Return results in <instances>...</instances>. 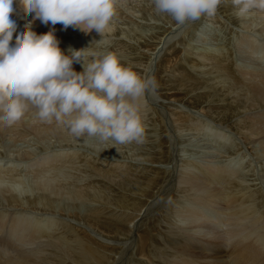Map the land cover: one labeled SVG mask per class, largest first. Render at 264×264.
Here are the masks:
<instances>
[{"label":"rangeland","instance_id":"1","mask_svg":"<svg viewBox=\"0 0 264 264\" xmlns=\"http://www.w3.org/2000/svg\"><path fill=\"white\" fill-rule=\"evenodd\" d=\"M115 3H116L115 5L116 10L114 12L115 16L112 17L109 23V26H108L109 29L108 30L105 29L104 34L100 35L97 32H94V34L93 33H88V34L76 33V36L74 37L73 42H72L73 46L72 45L71 46L74 49H80L82 48V46L83 48L89 47L90 49L89 51H96V52L112 51L119 56L123 64L131 67L134 71H136L141 76L142 79L148 78L147 80L152 81V86L149 88V90H147L141 98H137L139 101L144 102L143 104H140L141 108L139 107L140 108L139 111L141 112L142 120L145 126L144 141L139 144L136 142L127 143V144H119L113 140L100 141L97 137H89L87 135H84L82 137H76L73 134H70L66 126L62 125L63 127L62 126L61 127L66 128L65 130H68V131H65L64 129L60 128L58 137H56L55 135H54L55 137L48 136L49 139L47 137H42V136L38 137L37 134L39 133H32L31 135L27 136L28 138L32 139L30 142L34 141V143H31V147L34 145L32 149L29 144L30 142L27 143L29 141V140H26L28 139L27 137L20 139V137H15V134L13 132L10 133L9 131L10 134H8V131L6 133L4 132L5 137L0 136V162H2L0 163V166L2 168L7 167L6 168L7 170L5 171L8 172L10 171V169L8 170V166L11 167L10 165L13 164L12 166L14 168V171L11 170L10 172H14V174L16 173V175L14 177L7 178V180L10 179L9 181H11V183L16 182L15 183L16 186L24 183L25 191H22L18 195V198L25 200L27 197H31L35 193V190H33V192L31 193V188L39 181V178L37 177L39 175L34 172L35 169L32 167L33 165H31L32 164L31 162L38 161V158L40 159L45 154H49L53 151V150H50L48 151V153H46L43 148L46 147L45 149H47L48 145H50L48 146V148H52V146L55 147L56 145H61V143L62 145H64V147H68L71 145V147H75L76 150H78L79 152L84 151L83 153H85V156L87 155L86 158L90 157L88 159L89 162L91 161L92 162V163L90 162L91 165H93L96 168L94 170V174L92 172V175L95 177V178H92V181L97 183L101 187H104V189L111 194L109 199H105L103 202L99 201L102 204L96 203L94 201V199H96L95 197L94 199L87 198L86 201L78 202V201H73L71 199H68L69 197L66 196L62 199L61 206H60L61 209L65 211L66 215L67 213L73 212V213H77L79 216L84 215V216L93 217L94 212L99 211L103 207L105 208V210H107V216L105 217H102L104 215L101 216L103 218L101 219V221L107 219V223L104 222V224H111L113 222H117L113 219L114 215H110L108 213L109 210H113L117 213H123V214L125 212L127 214H132V213L136 214L138 213V211L141 210L140 208L145 207L146 203L150 202L151 198L155 199V203L153 205H147L146 207V209L152 211L151 213L148 214L149 218L154 217L153 214L155 213V217H158V221L161 222L164 219V217L162 216H163V213H165L164 211L165 210L164 205L166 204L165 202H167L168 199H170V203L172 201V205H171L172 207L170 208L173 209L174 206H179L175 204L177 203L175 202L177 200L176 197L177 198H179V196L184 197V194L181 192H176L175 194V191H176L175 180H176L177 169L179 165L185 161V159H188V160H197V159L199 160L200 159L199 161L203 162V164H209L212 162L214 164L221 163V162L224 163L227 161L226 163H230L231 165H233L234 168H238L240 171L242 170L241 172H245L243 173L245 176H242V177H246L248 180H252L255 178L254 180L258 181V177L259 179L260 178L264 179V175H263L264 174V157H263L264 155L259 154L260 149L257 146L258 144L256 143V140L254 138L248 139L247 137H245L246 139H244V137L242 136L244 135V131L243 130L241 131L239 122H240L241 115H242V118L246 116L245 114H243L245 107H242L237 104H230L228 99H226L225 95L223 94L225 93L224 91L226 90H223V93H218L217 91L212 90L210 88V85L205 82L206 80H211L212 82H215V83H218L220 81V79L217 78L219 77V74H217L218 68L214 67L213 65H210L209 64L210 60H205V64L204 65L201 64L202 66L197 63H193L194 60L198 61L197 55L203 54V52L213 55V57L225 55V57H229V60L224 65L228 67V70L231 71V74L233 75V77L236 76L235 78H241V79L242 77L247 78L249 74L243 75L242 71L244 70L249 71L253 69V70H257V72L264 74V68L262 67L264 66L262 65V63L264 64V45L262 46V44H264V39L260 40L263 42H259L257 41L256 37L250 36V35H253L252 33H255V34L257 33L256 35L264 38L263 36L264 35V27H263L264 26L263 25L264 24V13L262 12L264 10L252 8L247 13L243 15H238L237 9L234 7L232 0H220V3L214 15L212 16L204 15V16H201L196 21L195 20L186 21L185 23L187 25H185V23L183 24L177 23L172 18V16L167 13L158 12L155 9L153 0H115ZM29 17L30 16H27L24 13V11L18 13V21L21 22L22 24L26 23L29 20ZM252 20H253V23H252ZM246 24L247 25L254 24L255 26L251 25V27L252 28L255 27V29H253L252 31L251 30L248 31L245 27ZM42 25L43 24L40 22V20L37 19L36 21L33 22L32 27L34 30L36 28L37 30L40 29L42 33H46L44 31L46 28ZM256 25L258 26V28ZM176 26L179 27L178 30L175 29L177 28ZM59 29L61 30L63 28L60 27ZM240 29L243 31H241ZM257 30L261 32L262 35ZM250 31H251V34H249ZM164 35L168 37H163ZM244 35H247L248 39L240 38V37H244ZM164 38L166 39L163 42L162 40H164ZM13 40H15V38H13ZM248 40L251 42H249ZM74 41H75V44H74ZM240 43H241V46H240ZM244 43L245 45L247 44L249 47L247 45L244 47ZM159 45L160 47L157 49V46ZM257 48L258 49L262 48L261 49L262 51L259 49L260 50L259 53L256 52ZM247 50H250V51H247ZM247 54L249 55L247 56ZM243 55L247 56L249 59L247 57H244ZM253 55L256 58H254ZM88 59H90V57ZM252 60H254L255 62ZM85 62H87V59ZM257 62L259 64L261 63V65H259ZM76 64L82 69L81 63L77 62ZM253 66L256 68H254ZM193 68H196V69H193ZM239 68L240 69L242 68V69L240 70ZM208 69L213 71L214 74L212 73L208 78L206 77L201 78L199 75V72L201 70L205 71ZM238 72L240 73L239 74L240 76L238 75ZM151 88L152 90H150ZM257 106L260 107L262 105L260 104ZM33 109L35 108L33 107L32 110ZM186 113L190 117H192L194 120H199L200 124L206 123L207 127L205 124L202 125V127L199 126V128L200 127L202 128L201 130L197 128L196 126L197 124L192 123L191 121L190 122L187 121L188 122L187 126H185L184 124L181 125V123H177L180 120L179 119L180 117H185ZM188 115L186 117H188ZM203 115H205V117H203ZM37 117H38L37 114H29V117H25V119H28L27 122L29 124L34 123V122L39 123L40 118L39 120H37ZM221 126H223L222 132L220 131ZM7 127L9 128L10 126L7 125ZM62 130L65 135H69V138L68 136H65L63 134ZM212 130L213 132L216 130L215 131L216 135L215 133L213 134ZM5 134H7V136ZM10 136L12 139L10 138ZM62 137L63 138L65 137L68 143L66 142L65 139H61ZM54 138L61 139V141L58 139L60 143H58L59 141ZM230 138L232 142L231 141L229 142ZM208 139H211V140H208ZM15 140L19 141V144H17ZM49 140H51L50 143H49ZM25 141L27 144L25 143ZM205 142H208V143H205ZM21 143L23 145H21ZM39 143H41L40 146H38ZM78 144H82V145H78ZM237 144H240V145H237ZM229 145L232 147L231 151L229 150L230 148ZM248 145L251 146L252 149ZM36 146L39 149H37ZM234 147H237L238 149L234 150ZM34 148H35V151H32V152L36 153L35 157H38L37 160L36 158L31 159L33 154L26 155L23 152V150L24 151L26 150L27 152L29 150V152L31 153L30 150L31 149L34 150ZM12 149H14L13 150L14 152L12 151ZM59 149L60 147H57V150ZM90 149H92L93 151ZM212 150L214 152L209 154L208 151L210 152ZM70 153L72 152L70 151ZM63 154L64 156H66L67 153L63 151ZM13 155L15 157H13ZM16 155L18 156V159ZM49 155H52V153ZM195 155L198 157H196ZM23 156L24 157L31 156V158L24 159V160L20 159V158H23ZM180 156L183 159L180 158ZM119 164L120 165H123V164L130 165L131 169L127 170L128 172L124 170H121V171L117 170L119 169L117 168V165L119 166ZM250 164L252 165L250 166ZM247 165L249 166V169L246 170V168H248ZM96 166L100 167V169ZM112 166H115L113 167L114 170L113 169L112 170L115 171L116 169L115 173L118 172L117 173L118 175L116 177L109 176V179L99 178V176L102 175L100 171L106 168H110ZM17 170H20V171H17ZM67 170L68 169L66 168L60 169V174L62 177L60 175L59 176L56 175V178H58L59 181H57V179H52V180L54 182L56 181V184L58 185L68 180V177H66V175L69 176L70 174L71 176L77 177V176H81L86 173V172L83 173L82 170L81 171L77 170L78 173H80L78 175V174H75V171L71 173L70 170L68 171ZM122 171L124 172L122 173ZM20 172L21 174H19ZM17 173L19 174V176ZM252 174L254 176H252ZM0 175H3V174L0 173ZM249 177H252V178H249ZM121 178L123 180L127 179V182H125V184H120L119 182ZM201 178H204V177H201ZM199 179L194 178L193 179L194 181H191V185L194 187L197 186L199 188H202V185L200 184L201 182L199 181ZM261 179L260 181L264 185V180H261ZM83 184H86V183L83 182ZM76 187L77 186H73L72 191H70L69 193H65V194L66 195L72 194L73 190ZM3 188L4 189L0 188V196L2 192L5 193L6 190L10 192L14 191L12 187H9V186L5 187L3 185ZM156 188H159L160 191ZM165 188L168 190V192L164 194L163 190H165ZM158 194H164L163 196H166L163 202L160 201V198L155 197ZM172 195H174L173 196L174 198H172ZM191 198L194 199L195 201L197 200L194 195H192ZM99 199H104V197L102 198L100 197ZM121 199H123L124 201L121 202ZM64 200L66 201L64 202ZM124 202L126 204H123ZM207 206H210V203L209 205H208V202L205 204L195 205L196 210H195L194 215L192 216L198 217V218L206 217L202 215V212L199 209L200 207H207ZM157 209H159L158 213H157ZM0 210L6 213L10 211L9 209H6V205L4 206V204H0ZM12 210L14 212L16 211V209L14 208H12ZM209 212L212 216L215 215L213 211H209ZM126 213L124 214V217L127 215ZM71 214H70V217L68 216V218L72 217ZM206 218L210 220L209 217H206ZM71 219H72L71 220L72 225L75 223L74 225L76 226L79 225L80 228L83 227L85 223H87L86 220L85 221L83 220V222L85 223H82V221L79 222L78 219H73V217ZM86 225H88V223ZM98 226L96 227L94 226L93 232L95 234L91 236V239L94 238L92 240H94L95 242L97 241L96 243H99V244H101L100 241L109 242L106 245L107 248H104L105 254H103V256L105 258H109L110 256V258L108 259V264L111 263V260L114 261L113 264H122V262L126 260L125 256H128V255L130 256V253H131V248L129 247L128 241L123 236V232L118 231L119 230L118 228L115 229L111 227L110 229L111 232L109 233V231H106L107 229H105V227L101 226L100 224ZM160 227L161 228L165 227V225L163 226V224H161ZM221 227L219 231L217 230L220 233L219 236L224 235V233L227 232V229H228V226L226 224H223ZM95 238L97 239L95 240ZM150 239L154 243L155 239L153 237H150ZM159 241L161 240L160 239L157 240L156 246L159 245ZM106 250H108L109 252L108 251L106 252ZM63 251L66 253H68V251L70 252V250L67 248L66 249L64 248ZM162 251L164 252H162L160 256L159 255L157 256L160 258L161 262H162V256L165 254V250L162 249ZM84 254L85 252H83V256ZM119 254L121 255L119 256ZM75 255L76 253L69 254V256L74 259L72 264H79ZM143 259L146 262V264H152L150 263V260H146L144 257ZM94 264H101V262L94 263ZM162 264L164 263L162 262Z\"/></svg>","mask_w":264,"mask_h":264},{"label":"bare ground","instance_id":"2","mask_svg":"<svg viewBox=\"0 0 264 264\" xmlns=\"http://www.w3.org/2000/svg\"><path fill=\"white\" fill-rule=\"evenodd\" d=\"M115 5H116V3H115ZM22 11H23L22 8L17 9L18 13H20ZM262 12L264 13V11H262ZM25 14L27 16H30L28 21L32 20L34 13H25ZM256 19H257V17H256ZM253 20H252V23H253ZM258 22H260V21H258ZM21 25H22V23L17 21L16 31H19V27ZM185 25H187V24L185 23ZM185 25H183V26H185ZM251 25H254V24H251ZM251 25L250 24L245 25V27L248 31L249 30L252 31L253 29H255V27L252 28ZM42 26H44L46 28V29L44 28L45 32L49 31L50 28L55 29V35L60 41L59 47L66 54L68 52V49L72 48V46H73L72 42H73L74 37L76 36V33H84V34L93 33L94 34V32H96L95 30H92L91 32L85 33V32L80 31L78 28H74L73 26H69L67 29H64L63 25L61 23H57L55 25H51L49 23V24H43ZM178 26H176L177 28H175V29L178 30V28H179ZM48 27H49V29H48ZM60 27H62L63 29L60 30L59 29ZM245 27H243V28H245ZM257 28H258V26H257ZM106 29L108 30L109 27H107ZM35 30H37V29L35 28ZM39 30L40 29H38L35 32L38 34H43L41 32V30L40 31ZM16 31H14V33H13V38H16ZM241 31H243V30H241ZM244 31H245V29H244ZM251 31L249 34H251ZM104 33L105 32H103L102 34H104ZM259 33L262 35L261 32H259ZM252 34L253 35H250V36H254L257 38V41L263 42L260 40H262L264 38L256 35L257 33L256 34L252 33ZM90 35H92V34H90ZM165 35L163 37H168ZM172 37H173V35H172ZM76 38H78V37H76ZM169 38H171V37H169ZM240 38L248 39V36L244 35V37H240ZM165 39L166 38H164V40H162V41L164 42ZM249 42H251V41H249ZM74 44H75V41H74ZM81 45H83V44H81ZM156 45H157V43H156ZM246 45L244 43V47ZM250 45H251V43H250ZM253 45H254V43H253ZM263 45L264 44H262V46ZM240 46H241V43H240ZM259 46H261V45H259ZM159 47H160V45L157 46V49ZM162 47H164V46H162ZM82 48H83V46H82ZM259 49L261 50L262 48H259ZM259 49L258 48H257V50L255 49L256 52L259 53V51H260ZM203 51H205V50H203ZM247 51H250V50H247ZM249 54H247V56ZM239 56H241V55H239ZM247 56H244V57H247ZM197 58H198V61L194 60L195 62L193 61V63H197L199 65H201V64L204 65L205 60H210L209 64L218 68L217 74H219V77H217V78L220 79V81L218 83L212 82L211 80L205 81L206 83H208L210 85V88L212 90L217 91L218 93H223V90H226V91H224L225 93H223V94L225 95L226 99H228L230 104H237V105H240L242 107H245L243 114H245L246 116L244 118H242V115H241L240 122L238 121L240 124L241 131L242 130L244 131V135H242V134L241 135L244 137V139H246L245 137H247L248 139L254 138L256 140V143L258 144L257 146L259 147V149L261 151V153L259 151V154L264 155V111H262V110H264V74L257 72V70H253V69L249 70V71L244 70V71H242V74L243 75L249 74V76L246 75L247 78H245V77H242V79L241 78H235L236 76L233 77V75L231 74V71H229L228 67L226 65H224L229 60V57H225V55L213 57V55H210L208 53L203 52V54H198ZM254 58H256V57L254 56ZM243 60H245V59H243ZM252 61H254V60H252ZM76 63L77 62L73 63V65H72L73 69L77 72L82 71V69ZM259 65H261V63ZM262 65H264V64L262 63ZM262 67L264 68V66H262ZM198 68H199V66H198ZM254 68H256V67H254ZM193 69H196V68H193ZM199 70H200V68H199ZM212 73H213V71H211L209 69L205 70V71L201 70L199 72V75L201 78H203V77L208 78ZM239 74L240 73L238 72V75ZM150 90H152V88ZM207 90H209V89H207ZM152 94H153V92H152ZM147 95H146V97H147ZM153 97H155V96H153ZM129 99H131V98H129ZM131 102L137 104V106L140 108H141L140 104L144 103L143 101L141 102L138 99L132 100ZM260 104L263 107L257 106ZM32 108H33L32 106H29L28 109L25 111V114L23 115V117L19 121L15 122L14 124L9 125L10 126L9 128L7 127L6 124H4L3 122H0V136H4V132L6 133L8 131V134L13 132L15 134V137H20V139L26 138L27 136L31 135L32 133H39V134H37L38 137L42 136V137L48 138V136H54V135L56 137H58L59 129L60 128L64 129V130L66 129V128H62L63 127L62 125H64V124L57 123L55 120H52L51 122H46V121L40 120L39 123L34 122V123L29 124L27 122L28 119H25V117H29V114H36L37 113V112H35L37 110L36 109L32 110ZM140 108H139V110H140ZM140 114H141V112H140ZM142 114H143V112H142ZM186 114H185V117H180L179 118L180 120L178 119L180 122L177 120L178 121L177 123H181V125L184 124L185 126H187L188 122L191 121L192 123L197 124L196 125L197 128H199V126L202 127V125H204V124L206 125V123L200 124L199 120H194L188 114H187L188 117H186L187 116ZM194 114H196V113H194ZM201 114H203V113H201ZM164 117H165V115H164ZM203 117H205V115H203ZM37 120H39V117H37ZM32 121H33V119H32ZM234 123H236V122H234ZM223 126H221V128H220L221 132L223 131ZM201 127L199 129L202 130ZM206 127H207V125H206ZM209 127H210V125H209ZM9 131H10V133H9ZM65 131H68V130H65ZM171 131H172V129H171ZM215 131L213 132V130H212L213 134L215 133ZM229 131H227V132H229ZM62 132H63V130H62ZM65 133H67V132H65ZM63 134H64V132H63ZM5 135L7 136V134H5ZM215 135H216V133H215ZM231 135H232V133H231ZM11 136H10V138H11ZM65 136H68V138H69V135H65ZM59 138H60V136H59ZM59 138H54V139L58 140ZM228 138H229V136H228ZM61 139L66 140L65 137L64 138L62 137ZM61 139H59V140L61 141ZM26 140H29L27 142V143H29L32 139L28 138ZM45 140H46V138H45ZM65 140H63V141H65ZM208 140H211V139H208ZM15 141L17 144H19V141H17V140H15ZM50 141L51 140H49V143H50ZM60 141L58 143H60ZM230 141H231V138H230L229 142ZM38 142H39V140H38ZM66 142H67V140H66ZM22 143H21V145H23ZM25 143H26V141H25ZM31 143H34V141L29 143L30 147H31ZM205 143H208V142H205ZM250 143H249V145H250ZM40 144L41 143H39V145L38 144L37 145L40 146ZM78 145H82V144H78ZM237 145H240V144H237ZM48 146H50V145H48ZM48 146H47V149H45L46 147L43 148L44 146L42 147L46 153H48V151H50V150H53V151L55 150V151L51 152L52 155H49L51 153L45 154L40 159L38 157H35L36 153L32 152V151H35V148H34V150H32L33 148L31 147L32 148L30 150L31 153L29 152V150H28V152L26 150H25L26 152L23 150V152L26 155H30V154H33V155H32V158H31V156L30 157L29 156H27V157L23 156V158H20V159L24 160V159H29V158H31V159L36 158V160H37V158H38V161L31 162L32 163L31 165H33L32 167L35 169V171L34 170L33 171L39 175V176H37L39 178V181L31 188V193L33 192V190H35L34 195L31 197L26 196L27 198L25 200L18 198V195L22 191H25L24 190L25 189L24 183L16 186L15 185L16 182L11 183V181H9L10 179L7 180V178L14 177L16 175V173L14 174V172H10L11 170L14 171V168L12 166L13 164L10 165L11 167L8 166V170L10 169V171H8V172L5 171V170H7L6 169L7 167L2 168L0 166V173H2L4 175V176L0 175V188L4 189L3 188V185H4L5 187L6 186L12 187V189L14 190L13 192L6 190V192L5 193L2 192V194L0 196V204H4V206L6 205V209L10 210L7 213L0 210V264H72L74 259L69 256L70 253H73V254L76 253L75 256H76V259L79 262V264H94V263H98V262H101V264H108V259L110 258V256H109V258H105L103 256V254H105L104 248H107L106 245L109 242H102V241L98 240L101 243V244H99V243H96L97 241L95 242L94 240H92L94 238L91 239V236L95 234L93 232L94 226L96 227L99 224L101 226L105 227V229H107L106 231H109V233L111 232L110 231L111 227H113L115 229L118 228L119 229L118 231L123 232V236L128 241L129 247L131 248V253H130V256L129 255L125 256L126 260L124 262H122V264H146L143 257L146 260H150V263H152V264H162V262L164 264H264V185L260 181L261 178L259 179V177H258V181H255L254 180L255 178L252 180H248L246 177H242V176H245L243 174L245 172H241L242 170L240 171L238 168H234L233 165H231L230 163H226L227 161L224 163L221 162V163H215L214 164L212 162L209 164H203V162L199 161L200 159L199 160L198 159L197 160L185 159V161L182 164H180V165L178 164L179 167H178L177 172H176V180H175V186H176L175 194H176V192H181L184 194V197H182V196H179V198L176 197L177 200L175 202H177V203H175V204H177L179 206H174L173 209L170 208V207H172L171 206L172 201L170 203V199H168V201L165 202L166 203L164 205L165 206V210H164L165 213H163V216H162V217H164V219L163 220L160 219V220H162L161 222L158 221V217H155L154 212H153L154 217L149 218L148 214L151 213L152 211L146 209V207H147V205H153L155 203V199L151 198V200L149 199L150 202H147L145 207L140 208L141 210L139 209L140 211H138V213L127 214L125 212L127 214L125 216L127 219L124 217L125 213L124 214L123 213H117L113 210H109L108 213L110 215H114L113 219L117 222H113L111 224H104V222L107 223V219L103 220V221H101V219H103L102 217L107 216V210H105V208H103V207L99 211L94 212L93 217L84 216V215L79 216L77 213H73V212L67 213V215H66L65 211H63L60 207L62 199L66 196L69 197V198L67 197L68 199H71L73 201H78V202L79 201H81V202L86 201L87 198H89V199L93 198L94 199V197H95L96 199H94V201L96 203H100V204H102V203L99 201L103 202L105 199H109V197L111 196V194L108 191H106L104 189V187H101L100 185H98L97 183L92 181V178H95L92 175V172L94 174V170L96 168L93 165H91V163H92L91 161H90L91 163L89 162L88 159L90 157L86 158L87 155L85 156V153H83L84 151L79 152L78 150H76L75 147H71V145L68 147H64V145H62V143H61V145H56L55 147L52 146V148H48ZM214 146H216V145H214ZM21 147H23V146H21ZM24 147H26V146H24ZM27 147H29V146H27ZM57 147H60V149L57 150ZM229 147H230L229 150L231 151L232 147L230 145H229ZM249 147L251 148V146H249ZM8 148H9V146H8ZM15 149H17V148H15ZM28 149H30V148H28ZM37 149H39V148L37 147ZM77 149H79V148H77ZM211 149H213V148H211ZM235 149H238V148L234 147V150ZM240 149H241V147H240ZM13 150L14 149H12V151ZM90 150H92V149H90ZM222 150H223V148H222ZM63 151H65L67 153L66 156H64ZM70 151L72 153H70ZM203 151H205V150H203ZM212 152H214V151L213 150L210 152L208 151L209 154ZM253 152H254V150H253ZM27 153H29V154H27ZM229 154H231V153H229ZM259 156H261V155H259ZM13 157H15V156L13 155ZM39 157H41V156H39ZM184 157H186V156H184ZM196 157H198V156H196ZM180 158H182V157L180 156ZM8 159H10V158H8ZM17 159H18V156H17ZM0 163H2V162H0ZM251 165L252 164H250V166ZM96 167H98V166H96ZM113 167H115V166H112L110 168H106V169L100 171V173H102V175H100L99 178L109 179V176L110 177H112V176L116 177L118 175L117 174L118 172L115 173L116 169H115V171H113L114 170ZM247 167L248 168H246V170L249 169L248 165H247ZM64 168L70 170L71 173H73V171H75V174H78V175L80 173H78L77 170H80V171L82 170L83 173L84 172H86V173L81 175V176H77V177L71 176L70 174H69V176H67L65 174L66 177H68V180L64 183L57 185L56 181L54 182L52 179H57V181H59V179L56 178V175L61 176L60 169H64ZM98 168L100 169V167H98ZM117 168H119L117 170H120V171L121 170L127 171V170L131 169V166L119 164V166L117 165ZM17 171H20V170H17ZM124 171H122V173ZM243 171H245V170H243ZM65 172H66V170H65ZM82 172H81V174H82ZM19 174H21V172ZM19 174H18V176H19ZM252 176H254V175L252 174ZM4 177H5V179H4ZM201 177H204V178H201ZM63 178H64V176H63ZM194 178L195 179L200 178L199 181L201 182L200 184L202 185V188H199L197 186L194 187L191 185V181H194L193 180ZM249 178H252V177H249ZM256 179H257V177H256ZM110 180H112V179H110ZM261 180H264V179H261ZM83 182H85L86 184H83ZM125 182H127V179L123 180L121 178L119 183L125 184ZM185 182H186V184H185ZM32 184H34V183H32ZM169 184H170V182H169ZM73 186H77V187L73 190L72 194L66 195L65 193H69L70 191H72ZM171 186H173V185H171ZM156 189L159 190V188H156ZM163 191H164V194L166 192H168V190L166 188ZM164 194H158L155 197L160 198V201L163 202V200H165V197H166V196H163ZM28 195H30V194H28ZM192 195L195 196V198L197 199L196 201L191 198ZM173 196L174 195H172V198H174ZM100 197L101 198L104 197V199H99ZM111 199H113V198H111ZM65 201L66 200H64V202ZM123 201L124 200L121 199V202H123ZM207 202H208V205L210 203V206L200 207L199 210H201L202 215L209 217L210 220L206 217H200L199 216L200 218H198V217L192 216V215H194L195 210H196L195 205L205 204ZM123 204H126V203L124 202ZM104 205H106V204H104ZM12 208L16 209V211L14 212L12 210ZM158 211H159V209H157V213H158ZM209 211H213L215 213V215L212 216ZM196 213H198V212H196ZM70 214L73 217V219H78L79 222L82 221V223H85V222H83V220L84 221L86 220L88 225H86L87 223H85V225L84 226L82 225L83 227H81V228L79 227V225H77V226L74 225L75 223L72 225V223H71L72 217L68 218V216L70 217ZM102 215H104V216H102ZM161 224H163V226L165 225V227L161 228L160 227ZM223 224H226L228 226V229H227V232L224 233V235L219 236L220 233L218 231L220 230V227ZM100 232H102V231H100ZM150 237H153L155 239L154 243L151 241ZM234 237H236V238H234ZM96 239L97 238H95V240ZM158 239H160L161 241H159V245L156 246L157 245L156 242ZM229 242H230V244H229ZM64 248L69 249L70 252L69 251H68V253L64 252L63 251ZM160 249H161V251H160ZM162 249L165 250V254L162 256V262H161L160 258L157 256L158 255L160 256L161 253L164 252V251H162ZM78 251H80V252H78ZM107 251L108 250H106V252ZM83 252H85L84 256H83ZM120 255L121 254H119V256ZM154 261H156V262H154ZM113 262L114 261L111 260L110 264H113Z\"/></svg>","mask_w":264,"mask_h":264},{"label":"clouds","instance_id":"3","mask_svg":"<svg viewBox=\"0 0 264 264\" xmlns=\"http://www.w3.org/2000/svg\"><path fill=\"white\" fill-rule=\"evenodd\" d=\"M153 3L158 12L183 24L214 15L220 0ZM232 3L238 15L252 8L264 10V0ZM18 8L34 15L16 31ZM114 12L115 0H0V122L12 125L32 106L40 120L64 124L76 137L142 143L145 126L139 107L131 101L142 97L152 81L142 79L112 51L69 48L66 54L54 28L43 34L32 28L39 19L42 24L61 23L64 29L73 26L101 35ZM74 62L83 70L75 71Z\"/></svg>","mask_w":264,"mask_h":264}]
</instances>
